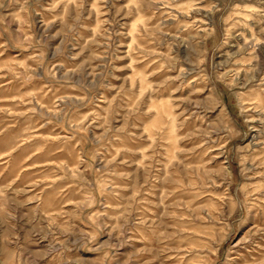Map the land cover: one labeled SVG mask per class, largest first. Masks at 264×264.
Here are the masks:
<instances>
[{
	"label": "rangeland",
	"instance_id": "1",
	"mask_svg": "<svg viewBox=\"0 0 264 264\" xmlns=\"http://www.w3.org/2000/svg\"><path fill=\"white\" fill-rule=\"evenodd\" d=\"M0 264H264V0H0Z\"/></svg>",
	"mask_w": 264,
	"mask_h": 264
}]
</instances>
